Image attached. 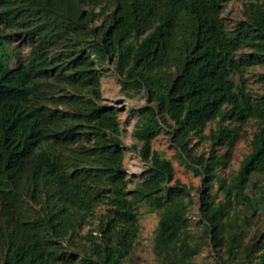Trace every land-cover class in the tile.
Listing matches in <instances>:
<instances>
[{"label": "trees", "instance_id": "1", "mask_svg": "<svg viewBox=\"0 0 264 264\" xmlns=\"http://www.w3.org/2000/svg\"><path fill=\"white\" fill-rule=\"evenodd\" d=\"M231 1L0 0V264H123L140 205L159 213L160 264H196L191 192L171 184L172 162L152 149L163 132L203 179L200 225L217 264H264V224L244 243L264 215V73L261 91L248 77L264 67V0H245L230 29ZM111 64L125 95L143 91L148 104L134 132L148 167L132 188L118 112L102 103ZM250 120L252 151L227 180L218 170L235 125ZM191 138L210 143L208 157L191 155ZM255 177L263 185L251 197Z\"/></svg>", "mask_w": 264, "mask_h": 264}, {"label": "rangeland", "instance_id": "2", "mask_svg": "<svg viewBox=\"0 0 264 264\" xmlns=\"http://www.w3.org/2000/svg\"><path fill=\"white\" fill-rule=\"evenodd\" d=\"M244 1L245 0H232L225 6L223 18L230 29L243 19L242 7ZM10 46L15 47L23 56L28 52L21 38L11 40ZM103 73L104 76L101 79L102 103L114 107L118 112L121 138L125 145L123 166L128 175L129 187L132 188L136 181L140 180L142 173L148 167V163L144 162L139 155L141 143L137 142L134 138V132L138 121V112L148 105L146 95L143 91H129L131 97L125 95L119 83V78L114 75V65L111 64L109 67L104 68ZM249 73L250 88L254 91H261L262 88L258 79L259 76L264 73V67L254 66L250 69ZM216 127V122L209 123L204 130V134L208 135L210 130ZM257 127L258 123L255 120H250L244 125H235L238 134L237 139L230 150L229 158L226 160L225 165L218 170V173L222 177L229 180L231 176L238 172L241 162L252 151L251 141L254 133L257 131ZM190 147L192 148L191 155L193 157H198L200 155H204L205 157L209 156L210 143L208 141H199L197 138H191ZM152 149L172 162L174 176L171 184H174L175 181H179L191 192L194 200V205H192L190 210L192 222L191 230L196 236L195 242L203 243L200 254L194 257V262L196 264H217L218 253L216 248L204 237L203 228L200 225L201 212L199 200L201 198V191L204 189V182L201 175L195 172L188 157L182 158L181 151L171 141L167 132H163V134L153 141ZM226 150V146H219L216 151L218 154H224ZM258 179L261 178L255 177L254 180L249 183L248 194L251 197H255L256 194L260 193L259 189L263 184H261ZM216 190V186L211 187L212 193L216 192ZM220 199H222L221 193L218 194L216 201ZM139 213L140 232L133 252L124 259L123 264H160L153 250V241L158 225L159 213L157 211H151L146 205L139 206ZM249 215H251L249 208H243L239 212V217H241L240 221H242L244 216ZM263 224L264 215L260 214L253 217L249 225L250 233L244 239L245 244L248 242L250 235L254 234L257 228L261 229Z\"/></svg>", "mask_w": 264, "mask_h": 264}]
</instances>
